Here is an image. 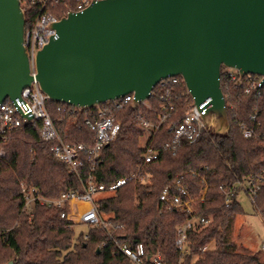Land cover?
Instances as JSON below:
<instances>
[{
    "label": "trees",
    "instance_id": "trees-1",
    "mask_svg": "<svg viewBox=\"0 0 264 264\" xmlns=\"http://www.w3.org/2000/svg\"><path fill=\"white\" fill-rule=\"evenodd\" d=\"M25 13L28 27L31 13ZM180 80L171 88L177 110L149 142L160 152L157 160L144 161L145 149L140 141L148 130L139 116L160 123L164 90L158 85L147 102L137 108L130 104L119 112L122 128L117 139L102 151V162L94 170L97 181L108 185L140 169L150 179L134 180L116 195L98 200L96 205L100 212L113 214L115 223L124 225L115 232V238L131 246L143 243L148 255L160 253L167 263L264 264L261 257L240 250L231 239L236 216L244 214L238 201V183L264 174V86L259 95L253 92L244 97L237 117L229 115V132L209 129L197 142H182L173 151L168 146L173 138L171 124L184 116L189 108L186 101L191 98ZM223 91L227 93L225 87ZM48 108L56 124L68 132L66 142L93 143L94 132L85 123L90 110L74 114L71 105L50 100ZM254 113L259 122L258 135L246 138L237 120L251 123ZM55 143L42 138L37 122L23 124L8 144L0 141V149L4 150L0 155V264L12 259L14 264H133L114 251L106 230L91 228L85 238L83 232L75 234V227L61 218L58 208L40 203L25 208L22 184L47 198L59 197L62 192H84L91 162L85 160L80 176L69 172L53 151ZM260 185L251 201L255 211L264 217V180ZM166 187L176 194L185 189L198 197L206 189L205 199L198 200L195 210L198 217L208 222L188 231V251L181 262L177 229L189 216L179 210L164 209L160 196ZM234 188L233 202L227 204V194ZM212 242L215 247L207 248Z\"/></svg>",
    "mask_w": 264,
    "mask_h": 264
},
{
    "label": "water",
    "instance_id": "water-1",
    "mask_svg": "<svg viewBox=\"0 0 264 264\" xmlns=\"http://www.w3.org/2000/svg\"><path fill=\"white\" fill-rule=\"evenodd\" d=\"M54 28L33 75L21 0H0V102L36 79L53 102L87 110L133 93L137 108L162 79L181 76L195 106L209 100L207 126L226 133L222 68L264 82V0H97Z\"/></svg>",
    "mask_w": 264,
    "mask_h": 264
},
{
    "label": "built area",
    "instance_id": "built-area-1",
    "mask_svg": "<svg viewBox=\"0 0 264 264\" xmlns=\"http://www.w3.org/2000/svg\"><path fill=\"white\" fill-rule=\"evenodd\" d=\"M95 1L97 0H21L23 10H28L31 13L29 26L26 25L24 45L29 54L33 75L36 74L38 52L52 39L59 37L54 25L71 12H83ZM180 78L182 77H169L162 79L158 84L164 90L161 95L163 104L159 124L153 123L142 115L139 116L140 123L148 130L143 136L144 141L141 143V147L145 149L144 161L146 163L157 160L160 155V152L149 142L155 136L160 125L172 117L177 110V104L171 98V88L181 83ZM221 85L222 89L225 87L227 90L224 96L228 116L231 114L233 117H237L238 107L244 102V97L253 92L259 95L264 82L261 75L246 74L241 76L237 69L223 67ZM134 98V94L131 93L87 109L90 112L85 119V123L93 130L94 141L91 145L70 143L65 141L68 132L58 126L51 116L48 108V95L41 88L39 82L34 79L32 85L22 90L20 97L7 98L0 102V141L3 144H8L18 129L26 123L27 116H30L32 117L30 122H37L40 125L41 136L45 141H56L53 151L58 159L67 166L69 172L80 176L85 160L88 159L91 162L92 166L82 194L69 191L62 192L56 198H47L41 195L37 189L28 188L22 184V191L26 194L25 208L32 207L36 203L56 207L60 210L61 218L71 222L70 227L85 225L88 230L95 227L106 230L113 243L114 251L128 257L133 264H170L165 262L160 253L148 255L143 243H136V245L131 246L115 238V232L124 228V225L115 223L112 220L113 214L106 213L108 216H105V213L100 212L96 205L98 200L106 197L103 196L104 194H107L108 197L116 195L134 180L143 182L150 179V176L148 174L143 175L140 169L107 185L98 182L94 174V170L102 162L103 149L115 141L121 131L122 125L119 112L128 105H132ZM145 102L147 100L143 103ZM208 102L209 100L197 107L194 105L192 98L186 101V104L189 105L188 110L182 118L171 124L170 130L173 133V138L168 145L169 148L175 151L182 142L195 143L210 129L203 118ZM81 110V108L75 106L70 109L74 114L79 113ZM250 120L251 123L237 120L240 130L246 138L258 135L257 113L252 114ZM3 154L4 150L0 149V155ZM263 180L264 174L253 175L241 180L238 183V188L244 189L252 199V196L260 189V182ZM235 191L236 188L227 194V204L233 202L231 195ZM205 194L206 189L199 197L190 194L185 189L182 194H176L172 192L171 187H166L160 196L166 211L179 210L189 216L188 220L177 229L176 245L181 254L180 262L188 251V231L202 227L208 222L206 219L198 217L195 210L196 203L198 200H204ZM88 237L87 232L85 238Z\"/></svg>",
    "mask_w": 264,
    "mask_h": 264
},
{
    "label": "rangeland",
    "instance_id": "rangeland-1",
    "mask_svg": "<svg viewBox=\"0 0 264 264\" xmlns=\"http://www.w3.org/2000/svg\"><path fill=\"white\" fill-rule=\"evenodd\" d=\"M143 141L142 136L140 146ZM103 196L108 197L107 194ZM238 201L244 208V214L236 216L231 230V239L240 250L257 254L264 260V248L262 247L264 243V217L255 211L251 197L244 189H239ZM108 214L105 213V216ZM81 232L87 233L88 227L85 225L76 226L75 234L78 235ZM214 247L215 243L212 242L207 248Z\"/></svg>",
    "mask_w": 264,
    "mask_h": 264
},
{
    "label": "crops",
    "instance_id": "crops-1",
    "mask_svg": "<svg viewBox=\"0 0 264 264\" xmlns=\"http://www.w3.org/2000/svg\"><path fill=\"white\" fill-rule=\"evenodd\" d=\"M263 247V246H262ZM259 256V255H258ZM259 257H261V256H259Z\"/></svg>",
    "mask_w": 264,
    "mask_h": 264
}]
</instances>
